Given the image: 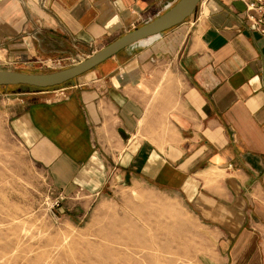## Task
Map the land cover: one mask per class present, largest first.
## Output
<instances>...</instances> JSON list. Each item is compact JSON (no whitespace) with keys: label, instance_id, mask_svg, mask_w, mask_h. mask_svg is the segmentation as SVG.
<instances>
[{"label":"crops","instance_id":"crops-1","mask_svg":"<svg viewBox=\"0 0 264 264\" xmlns=\"http://www.w3.org/2000/svg\"><path fill=\"white\" fill-rule=\"evenodd\" d=\"M177 1L5 0L0 64L71 67ZM142 42L0 114L62 195L152 186L206 230L214 264H264V39L242 0H201Z\"/></svg>","mask_w":264,"mask_h":264},{"label":"rangeland","instance_id":"rangeland-1","mask_svg":"<svg viewBox=\"0 0 264 264\" xmlns=\"http://www.w3.org/2000/svg\"><path fill=\"white\" fill-rule=\"evenodd\" d=\"M59 67H37L36 74ZM13 70L18 64H0V71ZM32 90L0 87V98L12 106L19 93ZM12 126L0 114V264L215 263L206 230L180 200L148 185L107 186L91 199L66 197Z\"/></svg>","mask_w":264,"mask_h":264},{"label":"water","instance_id":"water-1","mask_svg":"<svg viewBox=\"0 0 264 264\" xmlns=\"http://www.w3.org/2000/svg\"><path fill=\"white\" fill-rule=\"evenodd\" d=\"M201 0H178L172 7L152 21L138 27L89 56L85 60L50 73L25 74L14 71H0V87H31L48 89L64 85L93 70L104 61L140 42L161 35L183 23L192 16Z\"/></svg>","mask_w":264,"mask_h":264},{"label":"built area","instance_id":"built-area-1","mask_svg":"<svg viewBox=\"0 0 264 264\" xmlns=\"http://www.w3.org/2000/svg\"><path fill=\"white\" fill-rule=\"evenodd\" d=\"M5 0H0V4ZM244 5V17L251 31L264 39V0H242ZM60 95L64 91L58 90Z\"/></svg>","mask_w":264,"mask_h":264},{"label":"trees","instance_id":"trees-1","mask_svg":"<svg viewBox=\"0 0 264 264\" xmlns=\"http://www.w3.org/2000/svg\"><path fill=\"white\" fill-rule=\"evenodd\" d=\"M17 87H20V86H17ZM58 87H60V86H58ZM25 88H29V89H33V90H38V91H40V90H49V89H53V88H48V89H36V88H31V87H25ZM54 88H57V87H54Z\"/></svg>","mask_w":264,"mask_h":264},{"label":"bare ground","instance_id":"bare-ground-1","mask_svg":"<svg viewBox=\"0 0 264 264\" xmlns=\"http://www.w3.org/2000/svg\"><path fill=\"white\" fill-rule=\"evenodd\" d=\"M153 38V37H152ZM152 38H150V39H152ZM150 39H147V40H150Z\"/></svg>","mask_w":264,"mask_h":264}]
</instances>
